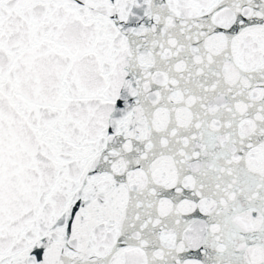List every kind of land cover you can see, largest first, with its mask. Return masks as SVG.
I'll use <instances>...</instances> for the list:
<instances>
[{
  "label": "snow or ice",
  "instance_id": "1",
  "mask_svg": "<svg viewBox=\"0 0 264 264\" xmlns=\"http://www.w3.org/2000/svg\"><path fill=\"white\" fill-rule=\"evenodd\" d=\"M0 264H264V0H0Z\"/></svg>",
  "mask_w": 264,
  "mask_h": 264
}]
</instances>
